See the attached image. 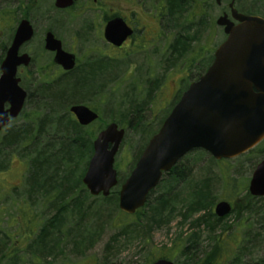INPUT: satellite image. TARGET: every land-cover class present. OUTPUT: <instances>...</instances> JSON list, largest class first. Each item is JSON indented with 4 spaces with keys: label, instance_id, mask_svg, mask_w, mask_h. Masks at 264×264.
I'll return each instance as SVG.
<instances>
[{
    "label": "trees",
    "instance_id": "1",
    "mask_svg": "<svg viewBox=\"0 0 264 264\" xmlns=\"http://www.w3.org/2000/svg\"><path fill=\"white\" fill-rule=\"evenodd\" d=\"M183 1L189 2L186 21L192 23L193 17L201 11L199 8L203 1ZM183 1L164 0L166 7L161 4L160 16L179 11L185 5ZM257 3L264 5V0L243 1L239 9L264 17V6H257ZM4 53L2 49L0 61ZM103 65L96 66L91 72L88 69L79 74L71 71L61 79L41 84L34 99L27 96L18 117L21 121L12 120L13 124L3 129L0 135V174L9 169L14 157L25 163L26 172L21 186L24 194H19L20 206L11 216L10 231L0 230V264H59V261L62 264H81L79 261L87 257L86 253L98 243L109 225L118 232L109 238L106 251H115L120 250L112 246L115 242L143 239L142 242L146 243L156 228L167 226L176 218L180 219L181 226L187 223L190 232L186 235L182 231L177 233L171 245L157 254H149L145 264H151L157 258L178 261V257L183 258L179 264H264V256L258 257L255 263L247 259L253 256L249 233L239 246L238 240L232 241L233 235L228 234V226H231L223 222L226 216L215 215V197L209 176L195 179L192 166L185 164L187 156L192 153L200 155L205 152L203 150H193L179 160L164 174L160 186L158 184L149 193L145 205L134 214L124 213L118 207L119 188L126 176H118V185L107 197L92 196L88 192L82 178L93 152V140L103 127L99 123L80 125L69 108L72 104L84 103L85 97L99 92L104 77L109 76L117 63L111 64V70L106 73ZM153 88H147L146 97L140 103L137 102V90L130 97L126 95L127 99L123 100L126 112L112 117L111 121L122 128L128 124L136 130L141 122L134 121L140 119L138 115ZM27 105L33 106L28 112L25 110ZM127 115L134 117V121H128ZM144 127L143 131L147 126ZM142 149L137 151L136 159ZM245 154L264 157V140ZM230 181L234 187V178ZM1 188L4 189L2 179ZM18 188L12 187L10 191L15 192ZM157 188H161V192L154 196ZM5 189L8 191L10 188ZM37 197L43 201V209L39 213L31 208ZM249 206L251 204L245 209ZM237 209L232 208L231 211ZM202 232L208 236L206 247L200 242Z\"/></svg>",
    "mask_w": 264,
    "mask_h": 264
},
{
    "label": "water",
    "instance_id": "2",
    "mask_svg": "<svg viewBox=\"0 0 264 264\" xmlns=\"http://www.w3.org/2000/svg\"><path fill=\"white\" fill-rule=\"evenodd\" d=\"M75 0H55L57 8L71 6ZM218 4L222 0H215ZM229 0L227 13L216 24L223 28L226 39L216 48L207 71L192 82L150 138L135 167L121 185L118 206L133 214L144 206L149 192L164 172L194 148H202L215 159H230L252 149L264 139V18L243 14ZM130 29L120 18L105 27V38L120 45ZM33 35L29 21L19 23L13 41L1 63L0 131L19 115L27 93L19 85L17 67L28 63L26 54H18L20 46ZM48 50L55 51V62L64 69L74 65L73 55L61 49V43L49 32L45 38ZM8 104V108L5 105ZM81 125L98 119V114L84 104L70 107ZM124 129L115 122L98 132L93 153L82 178L92 196H108L117 184L115 156L124 137ZM253 196L264 195V158L256 165L248 185ZM232 207L226 200L218 201L214 213L223 217ZM151 264H173L159 258Z\"/></svg>",
    "mask_w": 264,
    "mask_h": 264
},
{
    "label": "rangeland",
    "instance_id": "3",
    "mask_svg": "<svg viewBox=\"0 0 264 264\" xmlns=\"http://www.w3.org/2000/svg\"><path fill=\"white\" fill-rule=\"evenodd\" d=\"M202 1V7L199 8L201 11L196 13L197 17H193L192 23L186 21L190 10L188 6L189 2L183 1L182 4L185 5H182L181 9H179L180 12H174V19L166 17L161 24V34L166 37L163 48L166 47L168 42L169 44L170 42L176 44V54L174 57L176 62L173 69V66H171L170 71L160 69L168 61L167 57L148 58L147 60L144 57L147 54L144 52L125 55V57H121L124 54H118L120 56L112 61V65L114 63H117V65L110 72L108 77L111 78L107 86L102 89V93L97 92L84 99L83 104L88 106L90 104L92 108H96L100 116V119L96 123L104 127L106 124L112 122V117H119L122 113L126 112V103H123V100L127 99L126 95L130 97L134 93V89L138 87L136 91L137 102L140 103L146 97L147 88L149 87L150 89L154 86L149 99L143 104V110L138 115L140 119L134 121V117L127 115L128 121H140L141 126H138L134 130L135 127H129L128 124L125 125V134L115 157L116 165L114 164L118 176H127L135 163L137 151L142 149L146 141H148V138L159 128L160 123L167 115L168 110L175 102L178 94L187 87L190 81L196 80L206 71V67L210 62L214 50L225 39L226 35L223 28L216 24V20L223 12H229L227 6L228 1L222 0L220 4L215 0ZM243 1L249 2L250 0H235V7L240 12L242 11L239 9V6ZM40 2H43V6H35L34 8L38 10H33L32 12L33 19L35 20V30L36 32L38 31V34L44 28H56V23L60 24V20L66 17L70 31L76 29V27L79 29L78 24H85L89 32L87 35L93 39L91 35L93 20L94 25L99 24L101 11L96 12L94 9L91 10L89 8L92 0H76L75 6L69 12L65 13L64 16H55V10L52 7H48L49 5H46L47 3L45 1ZM156 2L166 7L164 0H143L144 7H139L143 8L145 14L152 16V8ZM260 4L263 5L262 3H257V6H261ZM20 13L21 10L15 8L14 0H0V19H2L0 25V42L6 43L8 41V37L14 28L10 24V19L13 18V15H16V17L20 16ZM93 14H97L96 17ZM47 16H53L55 19L45 20L44 18ZM170 23H173L171 28ZM65 28L68 30L67 26ZM41 38V36H38L36 41H34L35 46L38 39ZM65 39L66 41L68 40L67 37ZM164 39V37L161 38V46L163 45ZM163 48L161 47V50ZM142 64L143 66L140 68ZM134 84L137 85L133 88ZM156 85H160L161 97L156 91ZM139 90H142V92ZM160 98L162 101H160ZM32 107V105H27L25 110L28 112ZM17 121L20 122L21 119ZM12 124L11 121L9 125ZM145 125L147 127L143 131ZM2 133L3 130L0 132V135ZM210 158L211 156L207 152H203L200 155L192 153L184 161L185 164L192 166L195 179L209 176L212 180L211 186L213 185V194L215 197L213 205L219 200H226L230 202L232 208H239V210L231 211L225 215L226 218L223 222L226 223V226H231H228V234L233 235L232 241L238 240L239 246L242 244L243 238L246 237V233H249V237L252 238L250 246L253 256L247 259L255 263L258 257L261 258L264 256V196L254 197L249 194V197L247 196L249 193L247 188L255 166L263 157L259 158L254 155L242 154L234 158L222 160L221 163L213 162ZM209 162L211 163L210 166H208ZM207 167L209 168L208 171ZM25 172V163L18 160V157H14L9 169L3 174H0V179L3 180L4 185V189H0L1 231H10L11 216L17 212V208L20 206L21 197L19 194H24L21 186L23 185ZM230 178L231 180L232 178L235 180L234 187L230 185L232 182ZM16 186L19 188L15 192L10 191L12 187ZM5 188L10 189L5 191ZM160 192L161 188H157L154 196ZM251 197L252 200H250ZM42 202L40 201V197L35 198V202L31 208L38 213L41 212L43 209ZM248 204H251V206L245 209ZM251 207L252 210H250ZM180 222V219L176 218L169 225L156 228L146 243L142 242L143 239L120 240L119 242H115L112 246L120 248V250L115 251L110 249L106 251V243L109 238L112 234L118 232L117 229L109 225V227L107 226L105 228L98 243L86 253L87 257L84 258L85 260L81 259L79 263L145 264L149 254L153 252L157 254L159 251L171 245L177 233L182 231L183 235H186L190 232L189 225L186 223L185 226H181L179 224ZM207 237L205 232L201 233L200 242H202L204 247L208 245L209 240ZM173 254H175L174 251ZM228 254L230 255L229 252ZM178 258V261L172 259L174 264L183 262L182 257ZM197 258H202V256ZM72 260L77 261L78 259L73 258ZM220 262L223 263L224 261L220 260ZM59 264L62 263L59 261Z\"/></svg>",
    "mask_w": 264,
    "mask_h": 264
},
{
    "label": "flooded vegetation",
    "instance_id": "4",
    "mask_svg": "<svg viewBox=\"0 0 264 264\" xmlns=\"http://www.w3.org/2000/svg\"><path fill=\"white\" fill-rule=\"evenodd\" d=\"M40 1H45L47 3L46 5H49L48 7H52L53 10H55V16H64V14L69 12L76 4L75 1L72 7L57 8L54 0H14L15 8L21 10V13L20 16L16 17V15H13V18L10 19V24L14 26V28L8 37V41L6 43L0 42V54L2 49L5 50L4 54H6V50L13 41L16 29L21 20L25 19L31 24L33 35L28 41L20 46L18 51L19 55L26 54L28 56V63L26 65L20 64L17 67L16 77L19 79V85L26 91L27 96L30 95L33 99L37 95V90L41 88V84L61 79L64 75L71 71L75 72V74H79L86 72L85 69H88L89 71L94 70L96 66H101L102 64H105L102 68L105 73L110 71L112 61L120 56L118 54H124L121 57H125V55H133L144 52L147 54L144 55L147 60L148 58L167 57L168 61L164 63L160 69L170 71L171 66H173L172 69L175 67L176 61L174 57L176 54V44H174V42H170L169 44L168 42L166 47L163 48L166 37L161 34V24L164 18L169 17L170 19H174L175 13L169 12L165 17H161V3L156 2L155 5H153V14L150 16L143 12V0H92V4L89 8L91 10L94 9L96 12L101 11V19L97 25H94L93 20L91 33L93 39H91V37L87 35L89 32L85 24L77 23L79 25V29L76 27V29L70 31L66 17L65 19L60 20V24L56 23V28H44L38 34V31L36 32L35 30V20L33 19L32 12L33 10H38L34 8L35 6H43V2ZM93 15L96 17L97 14ZM53 16H47L44 19L54 20L55 18H53ZM116 18L123 20L126 26L130 29V34L123 39L120 45H115L108 41L104 35L105 27L109 22ZM1 23L2 19H0V25ZM172 24L170 25V28ZM65 26L68 27V30ZM49 32H51L54 37L60 41L61 49L64 52L73 55L74 65L71 69L66 70L61 64L56 63V52L46 48L45 38ZM38 36H41L42 38L38 39L35 46L34 41H36ZM65 37H67V41ZM163 37L165 39L163 41V45L161 46L160 42ZM160 46L163 48L162 50ZM1 62L2 60L0 61V66ZM210 62L206 69L210 65ZM142 66L143 64L140 68H142ZM108 81V77H104L102 82L103 85L100 83L102 87L99 92L102 93V89L107 86L109 83ZM135 85L137 84H134L133 88ZM186 88L187 87H185L184 90ZM136 90H138V87L134 89V91ZM184 90L178 94V97L176 98L177 100L180 98ZM139 91L142 92V90ZM156 91L161 97L160 85H156ZM160 101H162L161 98ZM6 107H8V104H6Z\"/></svg>",
    "mask_w": 264,
    "mask_h": 264
}]
</instances>
